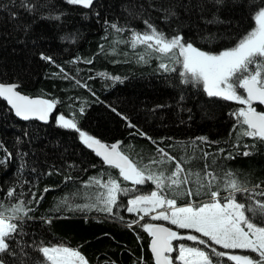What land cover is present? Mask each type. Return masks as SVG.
Masks as SVG:
<instances>
[{
    "label": "trees",
    "instance_id": "trees-1",
    "mask_svg": "<svg viewBox=\"0 0 264 264\" xmlns=\"http://www.w3.org/2000/svg\"><path fill=\"white\" fill-rule=\"evenodd\" d=\"M198 2L199 0H94L96 7L90 10L84 6L71 5L66 0H48L53 8L65 12L61 20H56L41 18L40 10L35 13L28 11L21 6V0H14V3L0 0V5H4L0 7V81L13 82L18 79L22 85L18 90L58 99L49 121H26L16 117L13 110L9 111L10 106L0 98V140L12 152L7 165L0 162V186H3L0 188V197L16 180H20L22 186L29 189V198L32 188L38 193L37 199L43 194L32 213L36 219L28 221V241L34 238L35 233L37 240L43 238L51 243L65 242L69 246H79L89 258L90 264H138L140 257H143L142 264H155L149 249L150 234L147 230L139 225L129 227L127 220L122 221L95 209H74L64 203L65 200L69 203L94 201L99 185L85 186L82 181L99 174L101 167L107 170L108 166L102 163L94 150L88 149L79 140L76 130L56 125L55 114L64 112L69 118L74 113L77 114L79 124L85 130L107 143L120 140L122 150L129 152L133 158L137 153L149 155L156 148L152 140L139 134L141 129L165 146L174 145L170 150L178 158L183 154L182 142L200 136L219 142L209 144L201 141L200 149L209 152L217 148L231 150L236 133L232 128L235 118L229 116V109L242 106L240 102L225 101L224 98L212 100L202 92L197 93L195 89L185 90V99L181 101V87L171 82L172 78L168 74L156 71L159 62L153 58L148 64L137 63L133 53L135 49H131L126 43H114L113 30L106 29L104 24L105 19L118 20L122 25L127 22L143 29V19L129 15L122 8L126 4L139 12L142 6L144 15L150 16L154 23L161 25L166 31L170 32L182 22V31L197 46L213 50L228 46L233 33L249 26L247 0H225V4L219 9L223 22L217 23H207L205 19H212L216 6L207 3L205 10L201 12L195 6ZM173 4L179 15L171 17L169 24L162 19V9ZM187 5L192 7H185ZM42 10L48 11V8ZM10 11L17 12V17H12ZM33 21L32 30L27 34L14 27L19 22ZM106 32L109 33L107 36ZM208 33H215L218 39L212 43L202 40L201 37ZM65 34L76 38L65 40L62 38ZM128 34L126 30L121 35L127 37ZM25 35L26 39H22ZM109 47H114L117 51L110 52ZM40 51L52 55L57 63L43 60L39 56ZM76 56L84 59L73 62L72 57ZM88 60L92 62L88 63ZM104 71L119 74L126 79L113 83L111 78L100 75ZM77 80L87 83L89 87L85 88L83 83L78 84ZM76 97L80 99L77 100ZM80 104L85 106L82 114L76 107ZM109 105L125 113L136 127L129 125ZM25 130L29 132L28 136H24ZM17 136L21 137L19 147L26 153L23 157L17 154ZM160 137L165 139L161 142ZM245 140L251 141L252 138L243 137L241 147ZM5 155L0 149V158ZM188 155H191L190 148ZM208 162L211 163V157ZM21 164L25 165L22 171ZM94 164L97 166L92 167ZM203 165L204 159L197 151V158L190 166L203 168ZM221 165L240 169L242 173L250 172L253 182L264 179V143L258 144L248 155L241 151L234 158L222 159L216 167ZM112 171L118 173L117 169ZM65 176H71L72 179L65 181ZM103 178L107 179V175ZM147 184L154 187L151 181ZM46 185L55 187L45 192ZM19 187L20 185L17 186L18 191ZM120 196L126 204L127 194L121 193ZM116 211L121 216L138 219L135 213H128L126 208H118ZM45 216L51 218L50 224L41 219ZM145 222H162L181 230L168 221L156 218L148 217ZM177 241L198 243L188 241L186 237L175 238L174 252ZM29 251L33 256L39 255L30 248ZM238 251L255 255L251 250Z\"/></svg>",
    "mask_w": 264,
    "mask_h": 264
},
{
    "label": "snow or ice",
    "instance_id": "snow-or-ice-1",
    "mask_svg": "<svg viewBox=\"0 0 264 264\" xmlns=\"http://www.w3.org/2000/svg\"><path fill=\"white\" fill-rule=\"evenodd\" d=\"M9 2L14 3V0ZM66 2L90 10L96 7L94 0ZM207 3L216 6L217 10L211 20L205 18L206 22H223L219 9L225 4V0H199L195 6L203 12ZM21 6L33 13L40 10L41 18L61 20L65 15L64 11L53 8L48 0H21ZM44 8H48V11H43ZM122 8L129 15L142 18L144 28L105 19L106 29L113 30V42L126 43L131 49L137 50L134 53L137 63L148 64L153 58L159 61L156 71L168 74L172 78L171 82L181 87V101L185 99V90L195 89L197 93L202 92L212 100L224 98L225 101L240 102L242 106L229 109V116L235 118L232 125L236 133L235 142L231 150L217 148L209 152L200 149L199 143H219L218 141H210L207 136L189 138L182 142L183 154L178 158L170 150L174 145L165 146L141 129L139 134L152 140L156 148L149 155L137 153L133 158L129 152L122 150L120 140L107 143L85 130L79 124L77 114L74 113L69 118L64 112H59L55 114V124L76 130L79 140L88 149L94 150L102 158V163L108 166L107 170L101 167L99 174L82 181L85 186L99 185L94 201L69 203L65 200L64 203L74 209H95L122 221L127 220L129 227L139 225L147 230L155 264H264V179L253 182L250 172L242 173L240 169L225 168L223 165L216 167L222 159L234 158L241 151L248 155L258 144L264 143V110H258L253 103L258 101L264 104V0H247L249 26L233 33V39L228 46L220 50L197 46L182 31V22L169 32L154 23L150 16H145L142 6L139 12L126 4ZM162 11V19L169 24L171 17L179 15L174 4ZM96 14L99 15L98 12ZM10 15L17 17L18 14L10 11ZM33 23L34 21L19 22L14 27L27 34L32 30ZM126 30L129 34L124 37L121 34ZM108 34L106 32V36ZM62 38L67 40L76 37L65 34ZM22 39H26V35ZM201 39L212 43L218 37L215 33H208ZM109 51L116 52L117 49L109 47ZM39 56L52 64L57 63L46 51H40ZM82 59L84 57H72L73 62ZM60 68L63 70L62 65ZM100 75L111 78L113 83L126 79L107 71ZM76 82L83 83L85 88L89 87L83 81ZM21 86L18 79L13 82L0 81V98L6 99L10 106L8 110H14L17 117L26 121L33 117L39 121H49L58 99L26 94L18 90ZM76 99L79 100L80 97ZM76 107L79 113L85 112L83 104ZM113 110L119 112L114 107ZM119 115L129 125L136 127L125 113L119 112ZM28 135L29 132L25 130L24 136ZM243 137H250L252 140H245L241 147ZM15 139L18 145L17 154L23 157L26 153L19 147L21 137L17 136ZM164 139L160 137L159 141ZM189 148L191 155H188ZM0 149L6 154L0 158V162L7 165L12 152L2 140ZM197 151L204 159L203 168L190 166L197 158ZM209 157L211 163L208 162ZM24 166L20 165L21 171ZM112 169H117L118 173ZM51 171L50 168L49 173ZM105 174L107 179L103 178ZM71 179V176L64 177L65 181ZM148 181L153 182L154 187L149 186ZM51 187L55 186L46 185L44 191L47 192ZM28 191L20 180H16L7 188L3 197H0V264H90L89 258L79 246H69L65 242L51 243L43 238L37 240L35 233L31 241L26 239L29 234L28 221L36 219L32 213L43 198V194H40V199H37L35 188L31 189L29 198ZM121 193L127 194L126 204L122 202ZM118 208H126L128 213H135L138 219L121 216L116 211ZM148 217H162L164 221H171L172 225L179 226L181 230L168 227L164 223L145 222ZM41 219L45 223H51L50 217ZM185 237L188 241L198 243L179 242L174 252V239ZM29 248L39 255L33 256ZM238 250H251L255 255ZM142 262L143 257H140L138 264Z\"/></svg>",
    "mask_w": 264,
    "mask_h": 264
},
{
    "label": "water",
    "instance_id": "water-1",
    "mask_svg": "<svg viewBox=\"0 0 264 264\" xmlns=\"http://www.w3.org/2000/svg\"><path fill=\"white\" fill-rule=\"evenodd\" d=\"M4 101H6V99L5 98H2ZM6 103H7V101H6ZM254 103H259V104H261L260 102H254ZM262 106H263V110H264V104H261ZM13 112H14V110H13ZM14 114H15V112H14ZM16 116V115H15ZM17 117V116H16ZM19 119H21V120H24L23 118H21V117H18ZM30 120H39L38 118H35V117H33V118H30ZM98 155V154H97ZM99 157V156H98ZM101 160H102V158L101 157H99ZM156 223H162V222H156ZM165 224V223H164ZM166 226H168V227H170L169 225H167V224H165ZM149 244H150V241H149ZM149 249H150V247H149ZM150 251H151V249H150ZM152 254V253H151ZM153 256V255H152Z\"/></svg>",
    "mask_w": 264,
    "mask_h": 264
},
{
    "label": "rangeland",
    "instance_id": "rangeland-1",
    "mask_svg": "<svg viewBox=\"0 0 264 264\" xmlns=\"http://www.w3.org/2000/svg\"><path fill=\"white\" fill-rule=\"evenodd\" d=\"M117 44L119 43V42H116ZM125 44V43H124ZM129 46V45H128ZM137 50H135L133 53H135ZM159 62V61H158ZM151 218H156V217H151ZM156 219H158V220H163V218L161 217V218H156ZM168 222H170L171 223V221H168ZM177 226V225H176ZM179 227V226H178ZM178 241H177V243L175 244L176 245V249L178 248ZM178 254V253H177ZM230 264H234V262H230Z\"/></svg>",
    "mask_w": 264,
    "mask_h": 264
},
{
    "label": "flooded vegetation",
    "instance_id": "flooded-vegetation-1",
    "mask_svg": "<svg viewBox=\"0 0 264 264\" xmlns=\"http://www.w3.org/2000/svg\"><path fill=\"white\" fill-rule=\"evenodd\" d=\"M259 103H257V105H258ZM254 105H255V103H254ZM257 105H255V106H257ZM260 106H257V107H259L260 109H258V110H263V106L261 105V104H259Z\"/></svg>",
    "mask_w": 264,
    "mask_h": 264
}]
</instances>
